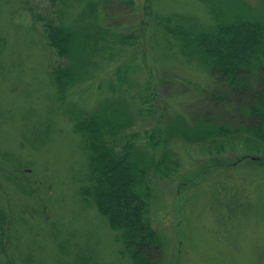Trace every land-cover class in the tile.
Segmentation results:
<instances>
[{
	"label": "rangeland",
	"instance_id": "1",
	"mask_svg": "<svg viewBox=\"0 0 264 264\" xmlns=\"http://www.w3.org/2000/svg\"><path fill=\"white\" fill-rule=\"evenodd\" d=\"M263 5L222 0L229 16L243 8L263 15ZM157 16L202 30L213 23L206 0H0V264H131L120 233L83 202L88 153L65 110L125 107L132 126L121 145L132 141L144 160L159 151L143 131L175 114L191 128L197 116L247 124L238 109L252 95L232 94L181 56ZM61 22L83 31L86 50L83 79L58 100L49 73L67 61L49 46L47 24ZM260 77L251 79L253 94ZM242 138L220 137L222 154L179 139L171 179L146 171V218L160 240L146 254L155 264H264V143L231 151Z\"/></svg>",
	"mask_w": 264,
	"mask_h": 264
},
{
	"label": "trees",
	"instance_id": "2",
	"mask_svg": "<svg viewBox=\"0 0 264 264\" xmlns=\"http://www.w3.org/2000/svg\"><path fill=\"white\" fill-rule=\"evenodd\" d=\"M206 1L213 21L206 30L198 29L196 24L172 25L170 17L157 16L156 19L164 32L175 40L181 56L188 60L195 58L232 94L252 95L251 103L241 104L238 109L246 117L247 124H239L235 129L197 116L191 128L183 116L175 114L166 124L143 131L146 146L159 151L158 157L144 160L136 158L132 141L121 145V136L132 126V116L125 107L102 105L93 115H84L82 110L75 108L65 110L73 121L74 133L82 138V147L84 142L88 153L87 184L80 189L83 202L93 206L112 231L120 233L123 247L120 255L127 257L131 264H155L146 252L149 247L158 248L160 240L146 218L147 192L143 183L148 169L167 179L180 170L177 153L172 148L179 139L191 144H214L217 154L225 150L220 137H243L230 148L231 151L241 146L252 152L257 150L258 141L264 143V14L251 16V12L243 8L229 16L222 9V0ZM128 3L132 4L133 0ZM79 30L63 22L47 24L49 46L67 61L49 73L58 100L83 79L81 70L86 46L83 31ZM102 34L99 33V38ZM256 72L262 73V77ZM253 77H260L261 86L254 94L251 90Z\"/></svg>",
	"mask_w": 264,
	"mask_h": 264
}]
</instances>
